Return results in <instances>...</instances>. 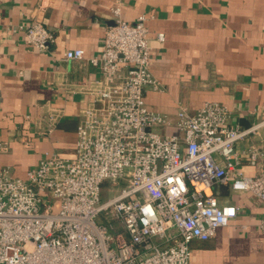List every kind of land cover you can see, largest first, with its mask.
<instances>
[{
  "label": "built area",
  "instance_id": "built-area-1",
  "mask_svg": "<svg viewBox=\"0 0 264 264\" xmlns=\"http://www.w3.org/2000/svg\"><path fill=\"white\" fill-rule=\"evenodd\" d=\"M113 13L100 54L86 58L77 48L63 57L87 59L105 76L89 86L94 99L82 111L74 155L46 152L26 178L0 169V264H191L192 242L213 238L240 211L206 189L228 184L264 203V113L242 127L226 106L207 101L194 112L181 107L177 132L164 135L173 122L146 103L148 89H161L147 17L130 23L121 8ZM12 30L39 52L56 43L35 15ZM50 121L52 132L57 116ZM250 136L260 137L243 152L260 168L252 176L238 168L236 149ZM106 184L118 192L102 201Z\"/></svg>",
  "mask_w": 264,
  "mask_h": 264
},
{
  "label": "crops",
  "instance_id": "crops-1",
  "mask_svg": "<svg viewBox=\"0 0 264 264\" xmlns=\"http://www.w3.org/2000/svg\"><path fill=\"white\" fill-rule=\"evenodd\" d=\"M117 7L127 22L147 17L150 68L161 89H148L146 103L173 122L161 133L177 132L181 107L194 112L207 101L226 106L230 121L242 127L261 119L264 0H0V144L6 147L0 151V169L26 178L46 152L74 155L82 111L94 99L89 86L105 76L87 59L63 57L77 48L86 58L100 54ZM34 15L56 35L47 52L30 47L23 32L12 30ZM159 33L165 34L162 42ZM52 115L57 122L49 132ZM259 139L250 136L236 144L238 168L246 175L260 171L243 153ZM206 192L240 211L213 238L192 242L191 264H264V203L228 184Z\"/></svg>",
  "mask_w": 264,
  "mask_h": 264
},
{
  "label": "rangeland",
  "instance_id": "rangeland-1",
  "mask_svg": "<svg viewBox=\"0 0 264 264\" xmlns=\"http://www.w3.org/2000/svg\"><path fill=\"white\" fill-rule=\"evenodd\" d=\"M111 186V185H110ZM120 187V186H119ZM118 192V188L114 187H109L108 184L104 185L102 189V201L108 200L110 197H112L113 194H116ZM105 213L100 215L99 221L104 219ZM111 232H113L111 230ZM117 231H114L116 233Z\"/></svg>",
  "mask_w": 264,
  "mask_h": 264
}]
</instances>
